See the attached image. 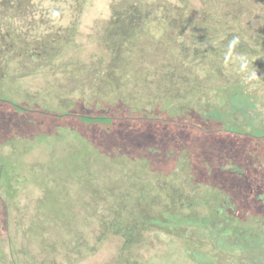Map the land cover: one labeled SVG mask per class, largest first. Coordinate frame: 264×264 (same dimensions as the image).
<instances>
[{"label":"flooded vegetation","instance_id":"obj_1","mask_svg":"<svg viewBox=\"0 0 264 264\" xmlns=\"http://www.w3.org/2000/svg\"><path fill=\"white\" fill-rule=\"evenodd\" d=\"M94 7L95 0H0V102L10 103L13 112L65 118H123L120 117L122 111H117L118 116L115 117L88 113L58 114L46 111V102L40 108L19 102L20 76L35 71H52L51 75L58 76L60 86L68 81H78L80 87H87L85 82L88 80H83L82 75L83 64L78 65L76 58L67 59L66 55L77 49L84 29L97 22L95 18L100 14H91ZM186 7L176 8L171 14L173 22L188 17L189 8ZM197 8L199 14L190 28L192 33H185L188 25L178 23L176 30L169 26L165 30L159 28L160 35L149 28L151 12L148 11L147 0H105L104 10L100 12L102 21L111 23V37L118 36L124 44L121 50H126L120 58L129 82L124 81V89L145 93L152 86L156 87L162 110L159 116L193 118L198 112L206 118L204 122L214 128L200 135L207 141L202 145L207 150L205 153L199 150L200 154H197L195 148L185 144L189 136L179 135L180 130L184 131L179 127L170 132L171 128H163L166 134L163 138L157 137V145L153 148L138 146L135 151H140V155L145 150L170 152L168 160L158 158V161L187 167L188 171L185 180L180 182L175 174L171 184L161 186L170 194L173 207L161 203L156 199L158 196L146 194L140 203H130V208L124 209L122 213L128 214V218H120L117 222L110 220L107 226L112 231L122 232L128 238L125 243L140 235V227H146L159 236L179 238L180 227L170 228L171 223L175 225L193 216H196L194 221L198 218L196 212L188 211L186 214L178 211L179 200L182 206L185 205L181 206L185 210L196 206L204 208L200 214L202 223L212 229L215 227V230L221 224L220 232L234 233L236 241L254 244L264 241V213L252 214L250 207L243 210L250 199H256L258 206L264 208V0H199ZM168 17L170 14L165 15ZM94 64L93 60L88 63L87 67H92L90 71H94ZM67 92L65 89L64 93ZM128 108L132 113L127 116L138 115L134 113L146 108V103L130 104ZM11 114L16 122L11 120L8 131L2 128L0 132L10 133V140H21L18 133L21 122H17L19 120L15 117L22 115ZM97 127L102 132L110 130L103 123ZM30 138L28 133L20 144H25ZM7 140L3 142L0 136L2 179L9 176L8 170L4 177L2 175L4 147L18 148L20 145L15 141L6 143ZM150 141L154 143V140ZM14 159L18 164L19 159ZM198 166L204 169L202 188L192 184L197 177L193 170L198 173L201 170ZM58 198L59 203H64L61 197L56 196L52 202L57 203ZM100 204L101 198H98L92 210L82 206L70 211L59 208L56 212L58 218L73 216L68 223L67 220L62 223L60 219L61 223L58 222L53 229L47 230L46 225L41 227L43 233L39 240L44 249L51 253L61 252L74 259L81 257L85 249L93 253L104 239L107 240L98 228L105 224L108 214L107 206ZM119 209L122 210L121 207ZM167 211L175 217H165ZM91 227L97 228L101 235L93 237ZM3 231L0 233V264H7L3 261L6 256L1 246ZM183 231L188 233L186 229Z\"/></svg>","mask_w":264,"mask_h":264},{"label":"rangeland","instance_id":"obj_2","mask_svg":"<svg viewBox=\"0 0 264 264\" xmlns=\"http://www.w3.org/2000/svg\"><path fill=\"white\" fill-rule=\"evenodd\" d=\"M104 2L105 0H95L91 14L103 16L100 12L104 10ZM147 2L152 19L148 20L149 28L157 31L155 33L160 35L159 28L165 30L166 26L176 30L178 23L188 25L185 33H192L190 28L199 14L197 11L199 0H147ZM184 5L189 8L188 17L173 22L171 14L175 13L177 7L182 8ZM166 14H170V17L165 18ZM100 16L95 18L97 22L93 23L92 27L84 29L77 49L66 55L67 59L76 58L78 65L83 64L82 75L83 80H88L85 82L87 87H80L78 81H68L60 86L58 76L51 75L52 71H35L20 76L18 86L21 105L40 108L46 102V111L58 114L88 113L115 117L118 116L117 111H122L123 114L120 115L122 117L132 113L128 108L130 104L146 103V108L139 109L134 114L161 115V105L158 104L160 98L156 87L152 86V89L145 93L131 89L127 92L126 88L124 89L123 84L125 80L128 82V77L124 74L120 58L125 55L126 50L125 48L121 50L124 44L118 36L111 37L109 28L111 23L102 21ZM91 60L95 62L94 71H90L92 67H87ZM188 60L192 61L191 57H188ZM65 89L68 90L67 93H64ZM12 110L13 106L10 103L0 102V130L9 129L10 121H15L10 117L11 113L21 114L22 116L15 117L19 120L17 122H21L18 132L21 140L11 138V141L8 137L10 133L1 131L3 142L8 137L6 143L15 141L19 145L23 143L22 140L28 133L32 138L25 141V144H20L18 148L4 147L2 153L3 177L6 170L9 172L8 178L2 179L0 176V194H3L0 198L1 234L4 229L1 246L6 256L3 261L7 264H28V261L31 264H264V241H258V244L251 241L246 243L245 240L236 241L234 233L228 230L227 233L220 232L221 224H218L215 230V227L212 229L202 223L200 214H203L204 208L196 206L192 210H185L181 208V200L176 206L177 210L186 214L193 211L198 217L195 221L193 218L196 216H193L175 225L171 223L170 228L178 226L180 230H187V234L179 232L183 238L159 236L151 233L146 227H140V235L132 238L130 243H125L128 238L122 232L112 231L107 226L111 221L117 222L120 218H128V214L122 213L124 209H129L130 203H140L146 194L151 197L158 196L156 199L161 203L173 207L170 194L161 186L171 184L175 174L180 182L185 180L188 168L158 161V158L168 160L170 152L154 150L152 153L145 150L146 152L140 155V151H135L138 146L148 145L153 148L157 145L155 143L157 137L165 136L163 134H166V129L152 125L142 128L130 123L110 122L106 124L110 130L102 132L96 125L85 124V121L76 117H54ZM171 130L169 129V132ZM160 134L162 135L158 136ZM181 134L184 138L185 134L189 136L184 143H189L191 148H195L197 154H200L199 150L202 153L207 152L202 147L207 142L203 136L191 135L186 130H180L179 135ZM150 139L154 140V143H150ZM15 157L19 159V165L16 164ZM10 160H13L12 164L9 163ZM199 168L201 169L199 173L193 170L197 177L192 184L202 188L201 175L204 169ZM180 182L178 184L181 187ZM262 187L264 188V184ZM55 196L61 197L64 203H59V198L57 203H53L52 198ZM98 198H101L100 206H107L105 224L98 226L107 240L104 239L93 253L85 249L78 259L44 249L39 240L40 234L43 233L41 227L46 225L47 230L53 229L58 222L63 223L66 220L67 223L70 222L73 216L69 214L65 218H58L56 212L59 208L70 211L72 208L82 206L92 210L95 209ZM122 202H125V205ZM246 202L250 205L247 204L243 210L250 207L252 214L264 213V208L262 205L258 206L256 199ZM159 210L155 208V211L160 212ZM167 212L164 213L165 217H175L173 216L175 214ZM125 224L128 222L125 221ZM164 226L166 227V224ZM91 228L94 231L93 237L101 235L97 228ZM90 248L92 250L91 246Z\"/></svg>","mask_w":264,"mask_h":264},{"label":"trees","instance_id":"obj_3","mask_svg":"<svg viewBox=\"0 0 264 264\" xmlns=\"http://www.w3.org/2000/svg\"><path fill=\"white\" fill-rule=\"evenodd\" d=\"M201 109V108H200ZM73 118L74 116H69ZM123 118H117V119H107V118H81L76 117L83 122L85 121V124H93V125H101L108 124L110 122H115L117 124L120 123H130L132 125H137L142 128H146V126L152 125L159 128H171V129H177L179 127L180 129H184L186 131H189L191 134L202 135L206 133L208 130H213L209 125H207L204 121L206 118L204 115H200L198 112L193 116V118H184L183 116L180 118L177 117H168V116H156L151 115L150 113L146 114H139V115H128V116H122ZM204 117V118H203ZM184 230V229H182ZM180 230L179 232L181 234H184L183 231ZM180 234V235H181ZM181 238L184 236L181 235Z\"/></svg>","mask_w":264,"mask_h":264}]
</instances>
